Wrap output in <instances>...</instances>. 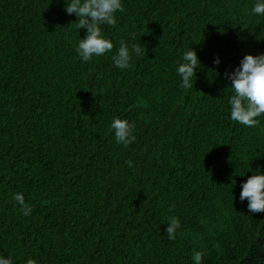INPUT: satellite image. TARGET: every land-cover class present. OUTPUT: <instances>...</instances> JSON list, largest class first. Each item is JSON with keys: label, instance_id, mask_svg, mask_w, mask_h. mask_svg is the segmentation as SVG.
Wrapping results in <instances>:
<instances>
[{"label": "trees", "instance_id": "1", "mask_svg": "<svg viewBox=\"0 0 264 264\" xmlns=\"http://www.w3.org/2000/svg\"><path fill=\"white\" fill-rule=\"evenodd\" d=\"M69 2L0 0V257L194 264L201 251V264H264V213L239 199L257 167L264 175V114L254 127L232 121L224 76L264 54L256 0H121L116 26L101 25L113 50L88 62ZM122 39L146 47L127 69L111 59ZM189 49L201 66L184 89L176 68ZM114 117L135 125L128 147Z\"/></svg>", "mask_w": 264, "mask_h": 264}, {"label": "clouds", "instance_id": "2", "mask_svg": "<svg viewBox=\"0 0 264 264\" xmlns=\"http://www.w3.org/2000/svg\"><path fill=\"white\" fill-rule=\"evenodd\" d=\"M68 14L77 17L76 27L78 30L86 29L84 38H80L76 46V52L84 62L90 61L93 56L99 57L113 50V44L102 35L101 25L115 27L117 11L123 12L124 7L121 0H70L65 9ZM251 13L264 15V0H256L251 8ZM133 39L135 36L133 34ZM119 48L111 59L114 65L120 69L132 67V53L137 56L146 55V47L140 43H134L129 49L128 44L122 39ZM214 64L219 65V58L214 59ZM200 65L196 52L192 49L186 50L182 56V63L176 68L181 78V87L192 89L196 79L195 69ZM215 74L216 70L212 69ZM224 76L231 81L230 86L233 95L230 96V119L242 126L254 127L259 124L257 117L264 114V54H246L234 71H225ZM195 78V79H193ZM135 125L129 121L114 117L109 125V131L114 132L117 144L128 147L135 141L133 135ZM129 167H133L131 160L125 161ZM12 199L19 206L20 212L27 216L31 214L32 206L25 202L22 193H15ZM239 199L241 202L247 200V209L250 213H264V175L260 174V168L241 183ZM174 206H170L171 208ZM165 229L169 240H175L176 232L181 227L180 221L175 216L167 218ZM204 253L194 251L192 260L194 264H201ZM0 264H13L11 256L0 257ZM26 264H36L34 259H28Z\"/></svg>", "mask_w": 264, "mask_h": 264}]
</instances>
